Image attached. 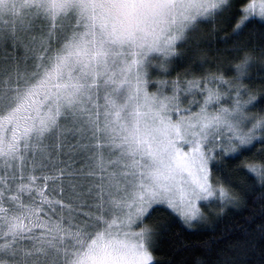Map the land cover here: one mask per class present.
I'll use <instances>...</instances> for the list:
<instances>
[{"label": "snow or ice", "instance_id": "snow-or-ice-1", "mask_svg": "<svg viewBox=\"0 0 264 264\" xmlns=\"http://www.w3.org/2000/svg\"><path fill=\"white\" fill-rule=\"evenodd\" d=\"M261 106L264 0H0V264H156L238 160L264 201Z\"/></svg>", "mask_w": 264, "mask_h": 264}, {"label": "trees", "instance_id": "trees-1", "mask_svg": "<svg viewBox=\"0 0 264 264\" xmlns=\"http://www.w3.org/2000/svg\"><path fill=\"white\" fill-rule=\"evenodd\" d=\"M257 29L258 26L253 25L249 31ZM228 35L230 29L225 18L205 44L209 61L218 51L231 47L223 42ZM258 151L257 148L241 160ZM239 165V160L234 161L214 173L231 181L240 197L236 204L226 206L223 211L206 212L209 218L193 227L166 212L157 214L163 233L153 249L156 264H261L264 245L259 243V229L264 225V201L258 182ZM253 238L255 244L250 243Z\"/></svg>", "mask_w": 264, "mask_h": 264}, {"label": "rangeland", "instance_id": "rangeland-1", "mask_svg": "<svg viewBox=\"0 0 264 264\" xmlns=\"http://www.w3.org/2000/svg\"><path fill=\"white\" fill-rule=\"evenodd\" d=\"M216 209V205L215 204H213V206H212V209H211V211H209V212H214V210ZM207 214V213H206ZM202 222H205V221H201V222H194L193 223V225L191 226V227H193L194 225H196V223H202Z\"/></svg>", "mask_w": 264, "mask_h": 264}]
</instances>
